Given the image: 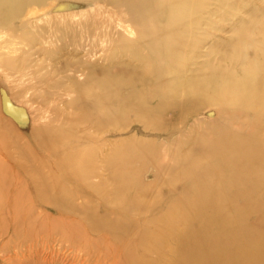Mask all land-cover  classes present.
Returning a JSON list of instances; mask_svg holds the SVG:
<instances>
[{"label":"bare ground","instance_id":"obj_1","mask_svg":"<svg viewBox=\"0 0 264 264\" xmlns=\"http://www.w3.org/2000/svg\"><path fill=\"white\" fill-rule=\"evenodd\" d=\"M214 1L248 18L192 68L208 0H0L29 114L0 112L1 250L54 233L114 264H264V0Z\"/></svg>","mask_w":264,"mask_h":264},{"label":"rangeland","instance_id":"obj_2","mask_svg":"<svg viewBox=\"0 0 264 264\" xmlns=\"http://www.w3.org/2000/svg\"><path fill=\"white\" fill-rule=\"evenodd\" d=\"M249 1V5L247 7H262L261 0ZM208 2L210 9L215 11L216 13L213 16L205 14L204 17H211L212 20L216 22V24H218V27L210 28L208 25H204V27L208 29L209 35L204 39L201 47L197 48V55L194 59V64L191 66L192 68L200 67L203 63H205L209 59V57H211L208 55L209 49L212 46L215 47L216 45L230 39L234 34L233 26L237 25L240 21H244L248 18V11L246 10V8H242L239 10L228 9L227 12H223L225 8L224 6L220 7L219 5H216L214 0H208ZM3 79L4 77L1 76L0 73V93L1 97L4 99L3 105L5 108L3 109L4 111L0 109V112H2L4 116L6 115V112H9L10 114L8 113V115L13 116L19 127L27 125L29 122H27V119H24V117H26L25 113L28 114V104L23 105L22 101H11L9 98V94L7 93L8 91H10L9 84L11 82L7 79V81ZM4 90H6V92ZM28 116L29 114L27 115V118ZM198 116L204 118L212 117L208 112H200ZM148 135L162 139H167L169 137V135L157 133H149ZM154 177L155 174L153 170L149 169L145 173L143 178L144 181L150 182L153 181ZM157 188L158 186H155L154 189H151V191H153L149 192L147 198H152L155 195ZM162 190L166 191V188H163ZM167 200V198H164L162 203H165ZM77 201L80 202L82 201V199H79ZM99 209L102 208L100 207ZM45 212L49 213V215L51 216H54L56 213L55 209H45ZM70 215L74 216L73 213H70ZM91 236L97 237V233L92 232ZM7 238V233H5V230H2V228L0 227V245L5 243ZM20 244L21 246L18 245L17 247L18 251L10 248L12 247L10 244L5 250H1L0 248V264H22V262H28L32 258L36 260L39 259L43 264H114V261L111 257L102 259V257H100L99 251H97L96 249L91 248L86 250L84 249V247H82L80 242H76V240L72 242L63 236L54 233L49 236L46 235V237L44 236L42 240L41 238H37L36 240L32 239L28 241H21Z\"/></svg>","mask_w":264,"mask_h":264}]
</instances>
